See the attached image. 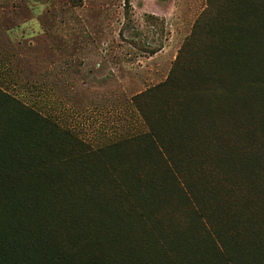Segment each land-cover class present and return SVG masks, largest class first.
Here are the masks:
<instances>
[{
	"label": "rangeland",
	"instance_id": "obj_1",
	"mask_svg": "<svg viewBox=\"0 0 264 264\" xmlns=\"http://www.w3.org/2000/svg\"><path fill=\"white\" fill-rule=\"evenodd\" d=\"M236 3V0H81L78 3L73 0H0V88L22 104L34 106L39 113L51 116L94 149H105L103 157L87 156L81 166L72 163L61 168L64 172L60 174L65 181L72 172L79 170L70 189L65 185L64 191L66 197L91 219L106 203V208L128 220L129 225L124 229L126 239L120 238L116 248L109 247L105 254L103 252L105 264H112L113 250L117 258L128 252L127 264H172L169 251L181 247L182 254L187 253L188 238L203 239L202 226L195 217L197 211L194 209L193 213L185 201L190 197L197 201L195 206L203 215L202 224L213 220L214 209L207 198L210 196L216 202L219 193L208 184L205 189L201 188L202 183L196 177L187 181L188 190L185 191L166 161L149 155L142 140L148 138L149 128L137 109L135 98L167 81L173 71L181 79L188 76L189 91L185 99L182 88L158 92L149 98V101L157 98L151 104L162 101L160 108H163L167 97L180 96L176 109L181 116L175 125L179 130L174 131V136L161 131V123L165 121L159 118L161 114L157 110L152 107L146 110L161 133V141L167 142L176 165L187 169L183 153L168 144L185 137L186 141H191L193 134L200 136L201 128H205L201 138L209 140L213 136L212 123L229 125L232 119L225 105H217V102L224 103L226 93L218 92L215 96L198 93L195 90L200 89L201 82L191 72L194 66L185 69L178 65L198 62L200 57L197 58L195 51L210 45L215 31L240 30L234 24L240 20ZM242 6L243 2L240 8ZM259 44L264 48V41ZM203 96L213 98L201 101L199 98ZM0 102L4 106L0 107V119L7 121L6 134L21 153L29 156L27 159L40 157L41 153L46 158L55 154L56 136L47 133L41 148L37 140L46 133L44 121L24 109L16 99L0 95ZM246 131V136L251 135V139L259 142L261 137L253 127L250 134V129ZM18 132L21 136L13 134ZM27 143L33 148L26 147ZM49 148L52 149L48 151ZM67 149L65 143L64 151ZM133 163H141L144 167H137L139 171L134 173ZM108 165L117 168L114 181L112 172H106ZM144 168L148 171L145 175ZM257 169L259 176L251 180L263 187L264 157ZM19 186L22 191L16 189V185L11 186L17 198L24 192L22 186L28 184L22 181ZM54 189L53 186L38 192L43 191L45 196L52 193L55 197ZM32 193L31 188L25 199L11 203L17 204V208L32 203L28 197ZM162 195L174 199L178 220L169 219L172 205L168 198L161 201L162 197H167ZM0 200H5L1 194ZM216 205L217 208L228 206L223 199ZM260 206L264 210V201ZM34 217L31 216L33 221ZM244 217L246 222L253 216L247 211ZM213 226L220 238L228 240L236 250L239 239L236 238L235 245L230 233L236 230L235 226L225 219ZM242 227L248 234L253 226ZM242 227H239L241 231ZM77 230L81 235L89 233V224L79 225ZM159 232L163 233L162 237ZM129 234L138 235V239L129 241ZM245 239L247 241V237ZM159 240L165 244L164 249L160 248ZM87 252L88 256L100 254L94 247ZM188 254L182 261L184 264L193 260L192 254ZM84 259L83 254L78 258L79 262Z\"/></svg>",
	"mask_w": 264,
	"mask_h": 264
},
{
	"label": "trees",
	"instance_id": "obj_2",
	"mask_svg": "<svg viewBox=\"0 0 264 264\" xmlns=\"http://www.w3.org/2000/svg\"><path fill=\"white\" fill-rule=\"evenodd\" d=\"M73 1L81 2V0ZM236 1L234 6L239 12L240 20L234 24L240 30L215 31L211 41H208L210 45L195 51L197 58L200 57L196 60L198 62H181L178 65L184 66L185 69L194 66L191 72L201 82L200 89L195 90L198 93L202 91L213 96L218 92L226 93L224 103L217 102V105H225L231 112L230 120L232 119L229 125L212 123L213 136L209 140L201 138V134L205 131V128H201L200 136L196 137L193 134L191 141H186L187 137H185L168 144L169 147L170 145L177 147L183 153V164L188 166L187 169L176 165L167 142L161 141V133L146 110L150 107L157 110L161 114L159 118L165 121L161 123V131L167 132L168 136H174V131L179 130L175 125L176 120L181 116V112L176 109L179 108L177 106L179 103L176 102L181 100L180 96L173 95L172 99L167 97L163 108H160L162 101L151 104V101L157 98L150 101L149 98L154 97L158 92L182 88L185 99L189 91V85L186 83L188 76L181 79L173 71L167 81L135 98L137 109L149 128L148 138L142 139L149 155L153 154V158L166 161L185 191L188 190L187 181L189 182L191 177H196V180L202 183L201 188L205 189L208 184L210 188H214L212 189L214 192L219 193L216 202L210 199V196L207 198L210 200L209 205L214 209L212 210L214 221L209 219L207 222L209 224L206 222L202 224L203 215L195 206L197 201L195 202L191 197L185 200L193 213L194 209L197 211L195 217L202 226L203 239L188 238L185 254H182L181 247L176 251H167L172 264H184L182 261L188 258L189 252L193 256L189 264H264V217H262L264 210L260 206L264 201V186L260 187V183L251 180L259 176L257 168H260L261 158L264 157V48L259 44L264 41V0ZM242 2L243 6L240 8ZM187 73L189 72L185 74ZM0 93L1 96L16 99L22 104L18 98L11 96L2 88ZM213 96H203L199 99L202 101L203 98H213ZM2 103L0 102V107H4ZM22 107L45 122L46 133L43 132L37 139L40 141V148L41 143L47 139V133L56 136L58 143L55 146V154L50 155V158H46L45 154L41 153L40 157L27 159L29 156L21 153L16 147L18 145H13L7 136V121L0 119V194L5 199L0 200V264H105L103 252L105 254L109 247L116 248L120 238L126 239L124 229L129 225L128 220L106 208V203L101 205V212L91 219L66 197L64 191L65 185L68 186V190L70 189L79 170L72 172L65 181L60 176L64 172L61 168L72 163L80 164L87 156L101 158L105 149H94L51 116L39 113L34 106L22 104ZM167 119L171 122H166ZM251 127L261 137L259 142L251 139V135L246 136L248 135L246 128L250 129V134ZM13 134L21 136L20 132ZM32 140L35 141V138ZM65 143L68 144L66 152ZM26 147L33 148L28 143ZM50 149L52 148L48 151ZM133 164L134 173L136 170L139 171L137 167H144L141 163ZM109 171L112 172L111 179L114 181L117 168L108 165L106 172ZM142 172L145 175L148 171L144 168ZM22 181L28 186H22L24 192L20 198H17L11 186L16 185L18 187L15 188L21 190L19 185ZM58 182L60 184L56 186ZM53 186L54 191L56 190L55 197L52 193L45 196L43 191L38 192L40 189L45 190ZM31 188L33 193L28 197L32 203H24L19 208L17 204L11 203L25 199ZM118 198L122 199L121 196ZM150 198L152 201L156 200ZM167 198L169 205H172L169 219L176 221L178 218L175 217L174 199L167 196L162 197L161 201ZM221 199L225 200L228 206L217 208L216 203ZM247 202L250 205L246 204ZM130 208L134 209V206L130 204ZM149 211L152 212V208H149ZM247 211L253 217L244 222ZM32 215L35 216L34 221ZM224 219L226 223L228 221L236 228L230 232L231 240L235 245L236 238L239 239L236 250L228 240L220 238L216 233L217 229L213 226V223L223 222ZM82 224L84 226L89 224V233L78 234L77 229ZM242 225L253 226L251 232L246 234ZM240 226L242 231L239 229ZM63 235L66 238H63ZM129 235L132 238H129V241L138 239V235ZM159 235L162 237L163 233L159 232ZM159 245L161 249L166 247L162 240H159ZM90 247L96 248L100 254L88 256L87 250ZM114 252L111 251L112 264L129 263V253L126 250L127 253L122 258H117L118 255ZM82 254L85 259L79 262L78 258Z\"/></svg>",
	"mask_w": 264,
	"mask_h": 264
}]
</instances>
